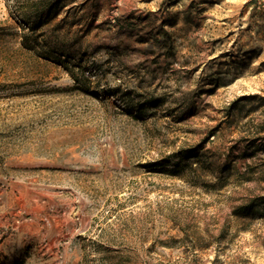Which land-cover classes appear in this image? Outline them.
<instances>
[{
	"label": "rangeland",
	"instance_id": "1",
	"mask_svg": "<svg viewBox=\"0 0 264 264\" xmlns=\"http://www.w3.org/2000/svg\"><path fill=\"white\" fill-rule=\"evenodd\" d=\"M0 264H264V0H0Z\"/></svg>",
	"mask_w": 264,
	"mask_h": 264
}]
</instances>
